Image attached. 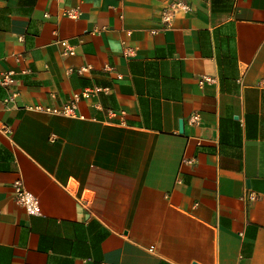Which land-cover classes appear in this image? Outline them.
I'll return each mask as SVG.
<instances>
[{
  "label": "crops",
  "instance_id": "1",
  "mask_svg": "<svg viewBox=\"0 0 264 264\" xmlns=\"http://www.w3.org/2000/svg\"><path fill=\"white\" fill-rule=\"evenodd\" d=\"M8 70L0 264H264V0H0Z\"/></svg>",
  "mask_w": 264,
  "mask_h": 264
},
{
  "label": "built area",
  "instance_id": "2",
  "mask_svg": "<svg viewBox=\"0 0 264 264\" xmlns=\"http://www.w3.org/2000/svg\"><path fill=\"white\" fill-rule=\"evenodd\" d=\"M190 9H191V7L188 4L182 3V2H177V3L172 5L171 12L168 10L165 11V13H164L165 21H169L171 16L175 12L188 11ZM62 14L68 15L71 17H76L79 14V11L77 9H75V10H64L62 12ZM61 44L65 46L66 51L68 53H71V54L74 53L72 46L68 43L67 40H62ZM84 71H86L85 67H81L77 70L78 73H83ZM15 75H16V72L14 70L0 71V85H2V86L11 85L15 80ZM204 81H211V79L205 77V78H202L199 81V83L203 84ZM84 94H85V96H89L90 92L86 91ZM17 95H18V92H12L10 95H8L5 98L4 101L6 103L14 102ZM74 107H75L74 105L68 106L63 111L65 113L66 112H72ZM199 118H200V115L198 113H196L192 116L191 119H192V121H196ZM13 189H14L15 200L26 210V212H28L29 214H34V215L40 213V206H39V202H38L37 197L29 189H27L20 180L13 183ZM254 198H255V196L253 194H251L249 196L250 200H253Z\"/></svg>",
  "mask_w": 264,
  "mask_h": 264
},
{
  "label": "water",
  "instance_id": "3",
  "mask_svg": "<svg viewBox=\"0 0 264 264\" xmlns=\"http://www.w3.org/2000/svg\"><path fill=\"white\" fill-rule=\"evenodd\" d=\"M180 129L182 130V122L180 123ZM69 187L72 190H75L76 187H77V182L74 179H72V178L69 180ZM91 197H92V192L89 191V190H85L84 191V198L87 199V200H90ZM192 264H199V263L193 262Z\"/></svg>",
  "mask_w": 264,
  "mask_h": 264
}]
</instances>
